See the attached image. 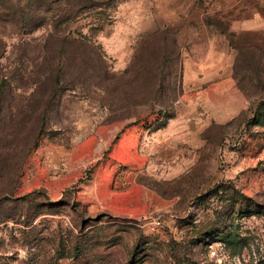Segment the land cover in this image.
Segmentation results:
<instances>
[{
  "label": "rangeland",
  "instance_id": "obj_1",
  "mask_svg": "<svg viewBox=\"0 0 264 264\" xmlns=\"http://www.w3.org/2000/svg\"><path fill=\"white\" fill-rule=\"evenodd\" d=\"M0 264H264V0H0Z\"/></svg>",
  "mask_w": 264,
  "mask_h": 264
}]
</instances>
